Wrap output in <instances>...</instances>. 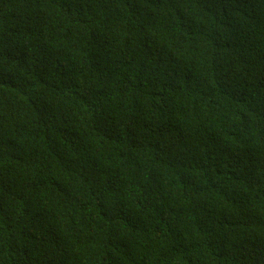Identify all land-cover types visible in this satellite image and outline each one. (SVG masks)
<instances>
[{"label": "trees", "instance_id": "trees-1", "mask_svg": "<svg viewBox=\"0 0 264 264\" xmlns=\"http://www.w3.org/2000/svg\"><path fill=\"white\" fill-rule=\"evenodd\" d=\"M0 264H264V0H0Z\"/></svg>", "mask_w": 264, "mask_h": 264}]
</instances>
